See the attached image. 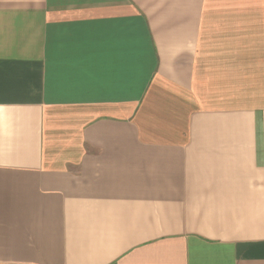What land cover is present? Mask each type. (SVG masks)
I'll return each mask as SVG.
<instances>
[{
    "label": "crops",
    "instance_id": "obj_1",
    "mask_svg": "<svg viewBox=\"0 0 264 264\" xmlns=\"http://www.w3.org/2000/svg\"><path fill=\"white\" fill-rule=\"evenodd\" d=\"M0 264H264V0H0Z\"/></svg>",
    "mask_w": 264,
    "mask_h": 264
}]
</instances>
